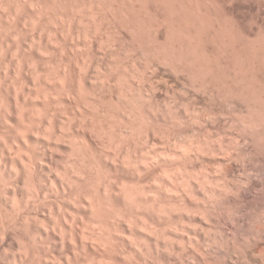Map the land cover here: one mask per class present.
I'll use <instances>...</instances> for the list:
<instances>
[{
    "label": "bare ground",
    "instance_id": "obj_1",
    "mask_svg": "<svg viewBox=\"0 0 264 264\" xmlns=\"http://www.w3.org/2000/svg\"><path fill=\"white\" fill-rule=\"evenodd\" d=\"M226 1L0 0V242L18 249L13 264H264V218L244 215L264 205V183L233 181L237 160L264 154V38L244 42L234 19L213 11ZM102 44L110 56L91 72L77 55ZM157 67L197 78L200 104H246L241 141L171 136L176 116L206 112L198 93L183 110L161 100L168 77L155 86L147 75ZM204 165H218L220 179Z\"/></svg>",
    "mask_w": 264,
    "mask_h": 264
},
{
    "label": "rangeland",
    "instance_id": "obj_2",
    "mask_svg": "<svg viewBox=\"0 0 264 264\" xmlns=\"http://www.w3.org/2000/svg\"><path fill=\"white\" fill-rule=\"evenodd\" d=\"M82 1H85V0H82ZM224 1H226V0H224ZM228 1H226V3H227ZM220 4H222V3H220ZM241 4V5H240ZM88 5V4H87ZM86 5V6H87ZM217 6H215L214 8H212V10L213 11H221V13H225V14H227L228 16H227V18H229L230 19V21H228V22H233L234 21V23L232 24H230V23H228V24H230V27L231 28H233V29H235V32L237 31L238 32V34H239V32H240V36L242 37V39L244 40V39H247V40H244V42H246L247 44L249 43V41H250V44H251V40L253 41L252 43H256V42H259L260 40H262L263 38H264V36H263V34H264V0H232V1H230L229 3H227V5L226 4H222V6L221 5H219L218 6V4H216ZM229 5V6H228ZM85 5H84V7L82 6V12H80L81 13V15H86L88 12H86V11H89L88 9H89V6L88 7H86ZM224 6V7H223ZM257 6V7H256ZM223 7V8H222ZM86 8H88V9H86ZM260 8V9H259ZM83 9H85L84 11H83ZM228 11V12H227ZM219 13V12H218ZM220 13V14H221ZM242 13V14H241ZM230 16H231V18H230ZM233 17V18H232ZM246 17V18H245ZM257 17V18H256ZM234 19V20H233ZM233 20V21H232ZM249 21V22H248ZM251 21H253V23L251 22ZM261 21V22H260ZM259 24V25H258ZM231 25H233V27L231 26ZM240 27V28H239ZM250 27V28H249ZM259 27H261V28H259ZM259 28V29H258ZM237 29V30H236ZM256 29V30H255ZM239 30V31H238ZM251 31V32H250ZM256 31H257V33H256ZM247 32V33H246ZM261 35H260V34ZM45 34V33H44ZM244 36V38H243V36ZM246 36V37H245ZM260 36V37H259ZM247 37H249L250 39H248ZM255 38V39H254ZM256 38H260V39H258L257 41H256ZM254 40H255V42H254ZM37 41L38 40H36V39H34L33 40V42L31 43V47L32 48H35L37 45H38V43H37ZM263 41V40H262ZM11 43V42H10ZM10 43H8L9 44V46L11 47L12 46V43L10 44ZM36 43V44H35ZM263 43H264V41H263ZM262 42L260 43L261 45L263 44ZM125 44V45H124ZM126 44H129V42H124L123 43V46H125V48L127 47V45ZM103 45V44H102ZM104 45H106V44H104ZM103 45V46H104ZM101 46L100 45V47H102V48H100V47H97V48H95L94 50H96V49H100L99 51H94V50H92V51H94V52H91V53H93V54H91L90 55V53H89V55H87V54H85L84 52L83 53H79L78 55H77V57L79 58V57H82L81 55H84V56H88V58L86 57H82L81 59H85L86 60V63H88L89 61V71H91V72H96L95 71V69L97 68V69H99L97 66V63L96 62H99V63H101V60L103 61V59H105L104 60V62H102V65H100L99 67H101V66H104V63H106L105 61H106V59L107 58H109V57H105L106 55L108 56H110V54L109 53H111L110 51H111V49H110V47H109V51H108V49L106 50V47L104 46ZM108 48V47H107ZM103 49V50H102ZM105 49V50H104ZM107 51V52H106ZM100 52V53H99ZM139 53H142V52H139ZM100 54V55H99ZM93 55H95V56H93ZM105 55V56H104ZM131 55H132V53H131ZM91 56H93L92 58H91ZM140 56L142 57L143 56V54H140ZM104 57V58H103ZM11 58V57H10ZM101 58V59H100ZM142 58H145V56L144 57H142ZM147 58V57H146ZM145 58V59H146ZM7 59H9V56L7 57ZM6 59V60H7ZM89 59V60H88ZM92 59V60H91ZM99 59V60H98ZM39 60H40V58H39ZM84 60V61H85ZM96 60H98V61H96ZM9 61V60H8ZM41 61H43L42 59H41ZM93 63V64H92ZM144 63V62H143ZM87 64V65H88ZM91 64V65H90ZM137 64V63H136ZM144 65V64H143ZM94 66V67H93ZM96 66V67H95ZM138 66V65H137ZM12 68V67H11ZM94 70H93V69ZM140 70L139 71H141V69L142 68H139ZM152 69H154V71L155 70H157L158 71V67H157V69H155V68H152ZM160 69H163L162 70V72L164 73L165 72V70H166V75H164V74H162L161 75V71L159 72V73H157V71H155V73L153 72V74H152V72H150V70H148L149 71V73L147 74L148 75V77H150L149 79H150V81L151 82H153V81H162V79H166V77H168L167 79H166V81H164V82H166V83H164V84H166V85H164L163 84V82L162 83H160V82H158V84H157V82H153L154 83V85L156 86V84L158 85V86H156V89L157 90H159V89H161V91L159 90L158 92H157V90H156V95L157 96H159L160 97V99L162 100H164V98H165V102L167 103V102H169V103H171V104H169V107H170V105H171V107L173 106V108L174 107H177V109L179 108V107H182V110L184 109L183 107H184V105H182V104H184L185 103V100H192L194 97V99H196L197 97L196 96H199V89L198 88H196V86L198 85V79L197 78H194V77H191L190 78V76H188V74L187 73H185L184 72V74H186V75H183V73H180V74H178V76H175V78H174V76L172 75V74H170L169 72H168V68H160ZM147 71V72H148ZM153 71V70H152ZM168 72V73H167ZM25 74H26V76H28L29 75V71L28 72H25ZM28 74V75H27ZM150 74H152V77H151V75ZM156 75V76H153V75ZM168 74V75H167ZM150 75V76H149ZM161 75L162 77H160V79L158 78L159 76ZM164 75V76H163ZM15 77V76H14ZM172 77V78H171ZM141 79H137V80H140L139 81V84H140V82L142 83V84H146V83H144V82H148L147 80H149V79H145V77L143 78V77H140ZM153 78L154 79H156L157 78V80H153ZM174 78V79H173ZM145 80V81H143V80ZM178 79H179V81H178ZM190 79V80H189ZM191 79H193V80H191ZM196 79V80H195ZM142 80V81H141ZM196 82H195V81ZM136 81V80H135ZM137 83H138V81H136ZM179 82V83H178ZM194 82H195V84H194ZM263 82H264V75H263ZM182 83V84H181ZM197 83V84H196ZM223 83V82H222ZM142 84H141V86H142ZM193 84L195 85V87L193 86ZM162 85V86H161ZM164 86V87H163ZM264 86V85H263ZM160 87V88H159ZM167 89H166V88ZM198 89V90H197ZM193 90H194V92H193ZM197 91V92H196ZM201 91V90H200ZM160 92H161V94H160ZM164 92V93H163ZM158 93V94H157ZM196 93H198V95H195L194 97L192 96V95H194V94H196ZM202 91L200 92V95H202ZM164 94H165V96H164ZM191 95V96H190ZM174 96V97H173ZM163 97V98H162ZM190 97V98H189ZM192 97V98H191ZM219 97H221V96H219ZM219 97H217L218 99H216L215 98V100L216 101H213V103L212 104H209V102H207L206 103V105H205V107H204V105L203 104H200L202 101L200 100V102H199V99L197 98L196 99V101H195V103H199V105H196L197 107H199L198 109L200 110V111H198V113H199V115H202V113L203 114H205V112H206V116H207V113L209 112V113H214V114H216V119L215 118H213V119H210V121L211 122H214L213 124H216V125H213V124H211L210 123V121L209 120H205V119H208V118H205V115L202 117L201 116V119L200 120H198V121H192V120H190L189 119V116H187L188 114L186 113V112H184V111H182V112H184L183 114H184V116H183V119L181 120V118L179 119L177 116V118L175 117V120H176V123L177 124H174V126H172V127H170L169 128V131H168V133L169 134H171V136H173V135H176V134H178V133H181L182 135H183V137H184V139H185V141L186 142H189V139H190V137L189 136H191V132L193 131V132H195V134L197 135V138L202 142V143H206L207 145H209V146H215V147H217L218 145H222L223 143L224 144H227V143H229L228 142V140L230 141V142H232V141H241V138L240 137H238L237 135H240L239 134V132H237V131H241L240 130V127L238 126V121H239V119L241 118V116H243V115H245L244 113V107H246V104H243V103H239V102H233L232 104V106L231 107H228V106H225L226 104H225V102H226V100H225V98H223V97H221L220 99H219ZM182 98H184V99H182ZM172 99V100H171ZM177 102H176V101ZM198 100V101H197ZM219 101V102H218ZM187 102V101H186ZM214 102H216L215 104H214ZM220 102H222V103H220ZM173 103V104H172ZM211 103V102H210ZM208 104V105H207ZM177 105V106H176ZM210 105V107H208ZM212 105V106H211ZM224 105V106H223ZM236 105V106H235ZM227 109H226V108ZM204 108V109H203ZM207 108L209 109V110H207ZM212 108V109H211ZM215 108V109H214ZM231 108V109H230ZM176 109V108H175ZM216 109H217V111H216ZM228 109H229V111H228ZM203 112H202V111ZM213 111V112H212ZM215 111V112H214ZM223 111V112H222ZM200 112H202V113H200ZM208 113V114H209ZM241 113H243V115L241 114ZM187 114V115H186ZM217 114H218V116H217ZM187 117V118H186ZM239 118V119H238ZM203 119H204V121H203ZM236 119H238L237 121H236ZM209 121V122H208ZM232 122V123H231ZM236 122V123H235ZM210 123V124H209ZM222 123V124H221ZM234 123V124H233ZM180 124V125H179ZM219 124V125H218ZM227 124L229 125V126H227ZM236 124V125H235ZM182 125V126H181ZM221 125V126H220ZM197 126V127H196ZM206 126V127H205ZM218 126V127H217ZM223 126V127H222ZM232 127V128H228V130H227V127ZM235 126V127H234ZM237 126L239 127V128H237ZM212 127H216V128H213L212 129ZM211 128V129H210ZM218 128V129H217ZM226 128V129H225ZM207 129V130H206ZM210 129V130H209ZM235 129H237V131L235 130ZM239 129V130H238ZM171 130V131H170ZM214 130H216V131H214ZM222 130V131H221ZM226 130H227V132H226ZM232 130V131H231ZM173 131V132H172ZM204 133H203V132ZM230 131V132H229ZM184 132V133H183ZM198 132V133H197ZM209 132L211 133L210 135H209ZM235 132V133H234ZM190 133V134H189ZM207 133V134H206ZM222 133V134H221ZM241 133V132H240ZM173 134V135H172ZM187 134V135H186ZM199 134V135H198ZM201 134V135H200ZM224 135V136H223ZM202 137V138H201ZM206 138V139H204V138ZM229 137V138H228ZM233 137V138H232ZM226 140H225V139ZM231 138V139H230ZM238 138V139H237ZM236 139V140H235ZM240 139V140H239ZM208 140V141H207ZM212 140V141H211ZM220 140V141H219ZM218 141H219V143H218ZM223 141V142H222ZM227 141V142H226ZM217 142V143H216ZM226 142V143H225ZM62 153V154H61ZM67 152L66 151H63V150H59V152H57V155L56 156H58L56 159H57V175L58 176H60L63 180H66V178H64V177H66V173L68 172V158H67V156H68V153L66 154ZM264 153V152H263ZM259 156H258V154L256 155V154H253V155H251V156H249V158L248 157H243V160H242V157H241V159L240 160H237L238 161V163H239V170H238V172L236 173V177H237V179H236V177H235V179L236 180H233V181H235L234 183H238V179H239V183H240V181L242 182V183H244L245 182V180L248 178H250V179H252V180H256V181H262L263 183H264V154H262V153H260L259 152ZM262 154V155H261ZM61 156V157H60ZM65 156V157H64ZM261 156V157H260ZM262 160V161H261ZM66 161V162H65ZM65 162V163H64ZM255 163H257V164H255ZM245 164V165H244ZM64 165V166H63ZM243 166V167H241V166ZM62 166V167H61ZM66 166V167H65ZM193 166H195L197 169L201 166V165H193ZM216 167V169H217V171L215 170V171H213V170H210V172L212 173H210L213 177H215L214 179H220V177H221V168L220 167H218V165L216 166V165H213V166H211V165H204V167H210L211 169L212 168H215ZM246 166V167H245ZM249 167V168H248ZM251 167H252V169H251ZM160 168H162V166H156L153 170L154 171H156V174H160V172H161V170H160ZM218 168H219V170H218ZM63 169V170H62ZM196 169V170H197ZM246 169V170H245ZM65 171V172H64ZM220 172V174H218ZM250 172H251V174H250ZM152 173H153V171H152ZM155 173V172H154ZM153 173V174H154ZM215 173V174H214ZM63 174V175H62ZM150 174H151V171H150ZM218 174V175H217ZM238 174V175H237ZM152 175V174H151ZM240 176V177H239ZM247 176V177H246ZM59 177V178H60ZM128 177L126 176L125 177V180L127 179ZM151 178V176L149 175V174H147L146 175V173L145 174H142V175H140L139 177H137L136 179H138V180H136L139 184H140V186L142 185V186H144L145 184H146V186H148L147 185V182L146 181H148V183H149V179ZM243 179V180H242ZM127 180H131V178L130 179H127ZM151 180V179H150ZM132 181V180H131ZM238 183V184H239ZM241 184V183H240ZM24 189H25V187H24ZM258 191H262L263 193H264V184H263V186H260V187H258ZM61 197L59 196L58 197V199H59V204H60V201H61V199H60ZM57 199V200H58ZM263 205V203L261 204V206H259L258 205V207H251V208H247L246 210H245V217L253 224V225H255V224H258L259 223V221H262V219L264 218L263 216H264V205ZM253 208V209H252ZM9 213L10 211H8V209H6V213ZM7 213V214H8ZM253 217V218H252ZM260 217V218H259ZM254 219V220H253ZM257 222V223H256ZM14 231V230H13ZM215 231L216 230H210L209 232H208V234H209V236H210V239L212 238V235H214L215 234ZM227 231H229V230H225V234H227L228 232ZM218 232L216 231V234H217ZM23 234H24V232L22 233L20 230H18V229H15V231H14V234L11 236V238H12V240H17L18 238V240H20L21 238H22V236H23ZM230 235V231H229V233H228V237H230L229 236ZM13 237H14V239H13ZM0 238L2 239V237L0 236ZM17 238V239H16ZM5 239V240H4ZM3 240H1V242H0V250H2V251H0V259H1V261L4 263V264H13L12 262H13V260H12V258H11V255L14 253H16L17 251H18V249L16 248V246L15 245H11L12 243H13V241H11V240H7L6 238H4ZM10 242V243H9ZM6 243V244H5ZM8 244V245H7ZM209 244H210V242H209ZM7 248V249H6ZM8 251V252H7ZM7 253V254H6Z\"/></svg>",
    "mask_w": 264,
    "mask_h": 264
}]
</instances>
